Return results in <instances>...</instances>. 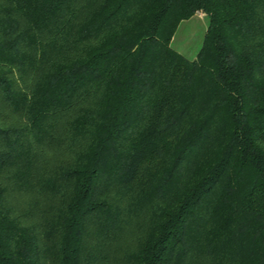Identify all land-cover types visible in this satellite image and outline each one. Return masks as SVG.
Here are the masks:
<instances>
[{
  "label": "trees",
  "instance_id": "obj_1",
  "mask_svg": "<svg viewBox=\"0 0 264 264\" xmlns=\"http://www.w3.org/2000/svg\"><path fill=\"white\" fill-rule=\"evenodd\" d=\"M0 264H264V0H0Z\"/></svg>",
  "mask_w": 264,
  "mask_h": 264
},
{
  "label": "rangeland",
  "instance_id": "obj_2",
  "mask_svg": "<svg viewBox=\"0 0 264 264\" xmlns=\"http://www.w3.org/2000/svg\"><path fill=\"white\" fill-rule=\"evenodd\" d=\"M209 23V17L197 12L181 21L171 40V46L188 59H194L200 50Z\"/></svg>",
  "mask_w": 264,
  "mask_h": 264
}]
</instances>
